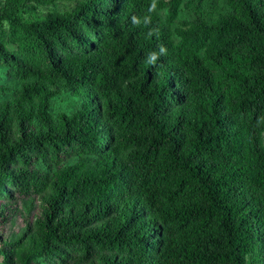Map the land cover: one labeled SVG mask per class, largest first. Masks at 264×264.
Here are the masks:
<instances>
[{"label": "trees", "instance_id": "trees-1", "mask_svg": "<svg viewBox=\"0 0 264 264\" xmlns=\"http://www.w3.org/2000/svg\"><path fill=\"white\" fill-rule=\"evenodd\" d=\"M54 1L0 0V264H264V0Z\"/></svg>", "mask_w": 264, "mask_h": 264}, {"label": "rangeland", "instance_id": "rangeland-1", "mask_svg": "<svg viewBox=\"0 0 264 264\" xmlns=\"http://www.w3.org/2000/svg\"><path fill=\"white\" fill-rule=\"evenodd\" d=\"M218 3H224V0H216ZM75 4V0H55L52 4H49L46 7H42L38 10V13L44 14L48 10H58V11H66L72 8V6ZM189 14L187 10H184L181 15L180 19H187L189 18ZM14 47V46H13ZM10 83L11 85H14L15 83L10 81L7 77L6 72L3 70V68H0V84H7ZM76 100H69L68 97H62L61 100H58L57 103L63 104L66 107H70V105H73ZM77 103V102H76Z\"/></svg>", "mask_w": 264, "mask_h": 264}, {"label": "clouds", "instance_id": "clouds-1", "mask_svg": "<svg viewBox=\"0 0 264 264\" xmlns=\"http://www.w3.org/2000/svg\"><path fill=\"white\" fill-rule=\"evenodd\" d=\"M151 59H152V61L154 62V60H155V55H153V56L151 57Z\"/></svg>", "mask_w": 264, "mask_h": 264}]
</instances>
